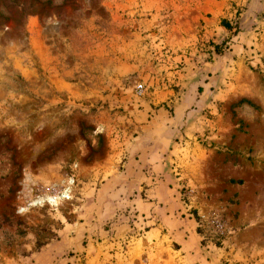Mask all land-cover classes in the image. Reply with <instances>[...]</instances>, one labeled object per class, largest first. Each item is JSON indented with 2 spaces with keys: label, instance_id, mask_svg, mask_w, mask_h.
Instances as JSON below:
<instances>
[{
  "label": "rangeland",
  "instance_id": "obj_1",
  "mask_svg": "<svg viewBox=\"0 0 264 264\" xmlns=\"http://www.w3.org/2000/svg\"><path fill=\"white\" fill-rule=\"evenodd\" d=\"M13 1L0 264H264V0Z\"/></svg>",
  "mask_w": 264,
  "mask_h": 264
},
{
  "label": "trees",
  "instance_id": "obj_2",
  "mask_svg": "<svg viewBox=\"0 0 264 264\" xmlns=\"http://www.w3.org/2000/svg\"><path fill=\"white\" fill-rule=\"evenodd\" d=\"M8 1H10V0H8ZM11 2L14 3L13 0H11ZM12 3H11V7L9 6V8L11 9V13L16 16V19H17L16 22H18V20H20L19 18L23 14V10H18L17 7H16V5L15 4H12ZM47 4H49V1L46 2V5Z\"/></svg>",
  "mask_w": 264,
  "mask_h": 264
}]
</instances>
